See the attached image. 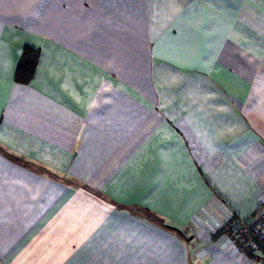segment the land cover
Wrapping results in <instances>:
<instances>
[{"label": "crops", "instance_id": "0c3cea01", "mask_svg": "<svg viewBox=\"0 0 264 264\" xmlns=\"http://www.w3.org/2000/svg\"><path fill=\"white\" fill-rule=\"evenodd\" d=\"M262 205L264 0H0V264H264Z\"/></svg>", "mask_w": 264, "mask_h": 264}, {"label": "built area", "instance_id": "2783aa9c", "mask_svg": "<svg viewBox=\"0 0 264 264\" xmlns=\"http://www.w3.org/2000/svg\"><path fill=\"white\" fill-rule=\"evenodd\" d=\"M218 237H226L229 243L248 257L264 260V205L257 210L252 220L227 214L212 235L213 239Z\"/></svg>", "mask_w": 264, "mask_h": 264}, {"label": "trees", "instance_id": "16d2710c", "mask_svg": "<svg viewBox=\"0 0 264 264\" xmlns=\"http://www.w3.org/2000/svg\"><path fill=\"white\" fill-rule=\"evenodd\" d=\"M37 63V54L36 51H31L27 49L24 52L22 60L19 66L18 78L20 80H28L34 71V68Z\"/></svg>", "mask_w": 264, "mask_h": 264}, {"label": "rangeland", "instance_id": "374dc122", "mask_svg": "<svg viewBox=\"0 0 264 264\" xmlns=\"http://www.w3.org/2000/svg\"><path fill=\"white\" fill-rule=\"evenodd\" d=\"M252 218H253V216L251 215V216H249L247 219H245V220H252ZM220 224V223H219ZM171 226V225H170ZM187 234L189 235V236H187ZM187 234H185L183 237L184 238H186V239H189V238H191L192 237V235L190 236V232L188 231L187 232ZM186 244H187V242H185Z\"/></svg>", "mask_w": 264, "mask_h": 264}]
</instances>
